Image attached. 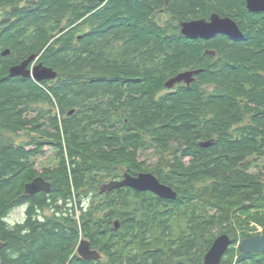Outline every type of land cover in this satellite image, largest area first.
Masks as SVG:
<instances>
[{
  "label": "trees",
  "instance_id": "obj_1",
  "mask_svg": "<svg viewBox=\"0 0 264 264\" xmlns=\"http://www.w3.org/2000/svg\"><path fill=\"white\" fill-rule=\"evenodd\" d=\"M202 1L168 0L166 7V0H0L2 264H204L223 234L233 240L223 264H264L235 249L236 206L243 204L236 200L261 190L250 180L236 183L232 169L256 139L235 142L230 135L247 82L238 62L264 60V33L245 36L251 46L230 48L222 73L206 68L201 75L223 91L203 98L182 89L155 101L169 80L188 65L203 68L208 58L181 32V23L202 16ZM33 55L57 73L55 80L10 75ZM258 128L254 133L264 135ZM26 133L31 139L19 142ZM147 137L160 150L180 143L174 161L166 159L169 172H156L177 199L124 188L101 194L102 183L121 179L119 166L142 169L137 155ZM213 137L210 147L198 145ZM45 146L56 152L57 165L40 174ZM188 156L192 166L183 163ZM38 177L50 192L26 195L25 185ZM18 208L23 220L8 222ZM82 240L99 260L78 255Z\"/></svg>",
  "mask_w": 264,
  "mask_h": 264
},
{
  "label": "flooded vegetation",
  "instance_id": "obj_2",
  "mask_svg": "<svg viewBox=\"0 0 264 264\" xmlns=\"http://www.w3.org/2000/svg\"><path fill=\"white\" fill-rule=\"evenodd\" d=\"M168 6L169 2L166 0V7ZM200 8L202 16L192 21L201 20L210 23L212 17L217 16L218 20L223 22L220 24L221 26L228 29L227 31H231L235 27L240 36L237 37L230 33L222 32L203 38H190L186 36L189 39L188 41L198 42L203 49V54L208 58H206L204 64H201L203 68L188 65V67L182 71L183 74H190L188 81L177 83L172 88H167L165 86L164 91L156 93L155 101L166 95L176 94L182 89H185L189 93H191V91L198 92L203 98L216 91H223L224 89L219 87L218 84L206 83L204 79L201 78V75L205 72L206 68L212 70V72L216 74L222 73V70L225 69V65L226 68L230 66L225 54L231 50L230 48L236 49L240 45L243 47L251 46L254 41L250 38H245V36L249 37L251 32L264 33V0H235L233 3H229L227 0H203ZM250 50H252V48H250ZM237 69L243 70L247 82L240 84L242 88L241 94L236 97L239 115L234 122L231 123L230 135L235 142H240L242 139H248L254 136L253 138L256 139V144L249 154L243 155L241 158L242 160L236 158L234 163L236 165L232 169L235 170L234 176L239 175L238 181H235L236 183L246 180L253 181L258 184L261 192L256 195L252 193L247 194V199L249 201L244 202V200L239 198L236 200V203L241 202L243 204H241L242 206H236L235 230L233 234L238 237L235 246L237 251L242 255H249L254 259H260L264 258V251L261 253H242L240 251V246L244 240L256 238L258 236L264 237V142L262 140L264 139V135L258 132L254 133V130L258 127L260 130L264 129V60L260 58H247L246 61L238 62ZM255 78L258 81H254ZM75 113L76 110L75 112L72 111L70 115L72 116ZM110 115L111 120H113L116 125L117 120L114 119L116 116H112V113ZM204 117L205 115L201 117V122L205 119ZM109 126L111 125L107 124L106 126V134L108 135ZM117 126H119L120 129H124L125 127L122 123H119ZM202 132V134H205L204 130ZM146 141L147 143L144 147L140 148L137 155V166L142 169L135 173H130L125 167L119 166L117 172L118 175H121V179L109 180V182L121 181L126 175L137 177L140 174H151L160 181L156 172H169V169L165 167L166 159L170 158V161H174L175 152L173 151L174 149L178 150L181 148L180 143L169 141L170 150H160L158 146L154 144L152 138L147 137ZM197 142L200 147L206 148L213 145L216 139L213 137L208 141L201 138ZM184 147H186L185 141H183L182 148ZM48 149L49 148L45 146V152H47ZM149 152L156 154L157 163L154 167L146 165L145 161L141 160V155ZM176 156H181V152L176 153ZM191 161L192 159L189 156L183 159V163L187 166H192ZM44 173L45 171H43L42 174ZM124 189L135 190L129 187H124ZM148 192L149 191H143L141 193ZM243 205L247 208L244 209ZM245 223H247V227L244 226ZM226 256L227 255L222 259V264ZM238 257H240V255Z\"/></svg>",
  "mask_w": 264,
  "mask_h": 264
},
{
  "label": "water",
  "instance_id": "obj_3",
  "mask_svg": "<svg viewBox=\"0 0 264 264\" xmlns=\"http://www.w3.org/2000/svg\"><path fill=\"white\" fill-rule=\"evenodd\" d=\"M103 3L105 0H99ZM252 1V0H251ZM222 21L218 20L217 16L212 17L210 23L206 21H191L181 23L182 34L190 38H203L209 37L216 33H230L233 36L239 37L238 30L234 27L233 30L227 31L225 27L220 24ZM228 23V22H225ZM230 29V28H229ZM10 54V50H6L2 53V56L6 57ZM37 60V56L33 55L24 60L21 64L12 66L10 68V75L12 77H22L24 79H34L37 82H44L55 80L57 73L46 66L43 63H39L33 69L30 66ZM190 74H179L175 78L169 80L165 86L172 88L175 84L183 81H188ZM129 187L137 191H149L157 195L162 199L175 200L178 194L169 186L162 184L155 176L151 174H140L137 177L126 175L121 181H112L103 184L100 188L101 194L110 193L114 190ZM51 190L50 183L46 182L42 177L36 178L34 181L25 185V194L34 196L39 193H49ZM116 228L119 229V224L116 223ZM233 246V240L229 235L224 234L217 237L204 257V264H222L223 257L227 254L230 247ZM4 247V244L0 241V251ZM240 251L242 253H261L264 251V237L258 236L256 238L244 240L241 243ZM78 255L84 260H98L101 255L98 251L91 249V244L83 240L80 242L77 249ZM0 264L1 260H0Z\"/></svg>",
  "mask_w": 264,
  "mask_h": 264
},
{
  "label": "rangeland",
  "instance_id": "obj_4",
  "mask_svg": "<svg viewBox=\"0 0 264 264\" xmlns=\"http://www.w3.org/2000/svg\"><path fill=\"white\" fill-rule=\"evenodd\" d=\"M17 139L19 142L20 141H29V139H31V136L28 135L27 133L21 134ZM141 160L145 161L146 165H149L150 167H154L157 163L156 154H153L151 152L142 154ZM36 163H37L36 168L40 174H42L43 171H45L48 168H54L57 165L56 152L48 149L46 152V156L39 158ZM106 183H109V180L105 181L100 186H102L103 184H106ZM94 194H95V192H94ZM46 214L50 215V213H46ZM23 218H24V209L18 208L8 217V222H10L12 224L17 223L19 221H22Z\"/></svg>",
  "mask_w": 264,
  "mask_h": 264
},
{
  "label": "bare ground",
  "instance_id": "obj_5",
  "mask_svg": "<svg viewBox=\"0 0 264 264\" xmlns=\"http://www.w3.org/2000/svg\"><path fill=\"white\" fill-rule=\"evenodd\" d=\"M37 61H38V58H37V60H36V62L34 63V64H32L31 66H30V69H33L36 65H38L37 64ZM52 69V68H51ZM32 79V78H31ZM47 182V181H46ZM224 235V234H223ZM221 236V235H220ZM83 241V240H82ZM224 258V257H223ZM99 260V259H98Z\"/></svg>",
  "mask_w": 264,
  "mask_h": 264
}]
</instances>
